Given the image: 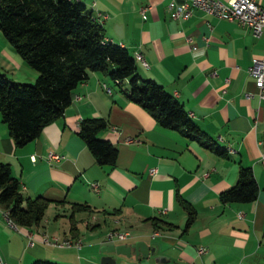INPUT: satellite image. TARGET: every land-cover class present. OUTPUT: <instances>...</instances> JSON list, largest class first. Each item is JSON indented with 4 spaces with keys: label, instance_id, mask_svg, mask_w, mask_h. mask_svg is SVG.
Returning <instances> with one entry per match:
<instances>
[{
    "label": "crops",
    "instance_id": "1",
    "mask_svg": "<svg viewBox=\"0 0 264 264\" xmlns=\"http://www.w3.org/2000/svg\"><path fill=\"white\" fill-rule=\"evenodd\" d=\"M79 1L92 15L105 14L103 38L124 46L135 59L140 52L146 66L136 59L137 72L172 94L224 153L159 125L128 98L124 80L117 84L105 72L88 71L62 115L34 139L15 146L0 120V160L9 163L23 195L50 200L39 223L29 228L8 223L0 208L1 259L100 264L99 245L140 239L166 260L130 257V264H264V102L248 70L252 57L264 53V32L255 36L250 27L199 8L186 18H171L168 0ZM256 1L264 7V0ZM15 69L27 76L23 80L36 75L0 32V71ZM86 116L106 118L98 136L117 149L112 165L95 163L77 135V122ZM49 152L62 156L48 159ZM239 164L251 167L258 194L252 201L222 202L218 192L235 182ZM179 198L194 210L186 227ZM72 202L88 207L70 217ZM71 223L75 229H69ZM108 230L128 234L107 239ZM40 232L80 238L81 245H45ZM124 261L122 256L119 264Z\"/></svg>",
    "mask_w": 264,
    "mask_h": 264
},
{
    "label": "trees",
    "instance_id": "2",
    "mask_svg": "<svg viewBox=\"0 0 264 264\" xmlns=\"http://www.w3.org/2000/svg\"><path fill=\"white\" fill-rule=\"evenodd\" d=\"M0 32L22 61L31 67L34 81H18L0 71V120L15 146L39 135L41 129L62 115L72 89L88 71L99 70L115 82L125 81L127 96L143 107L159 125L196 139L213 152L224 149L191 120L182 104L159 83L137 72L136 59L124 46L105 40L101 23L79 0H0ZM107 125L102 116H86L77 122V135L97 164L112 165L117 149L98 136ZM258 183L248 165H238L235 182L218 192L222 202L252 201ZM50 200L23 195L20 181L8 162L0 160V208L15 225L36 226ZM187 216L194 210L179 198ZM72 211L85 203L72 202ZM70 230L75 227L70 225ZM29 264H60L49 258H33Z\"/></svg>",
    "mask_w": 264,
    "mask_h": 264
},
{
    "label": "built area",
    "instance_id": "3",
    "mask_svg": "<svg viewBox=\"0 0 264 264\" xmlns=\"http://www.w3.org/2000/svg\"><path fill=\"white\" fill-rule=\"evenodd\" d=\"M166 7L171 18H186L190 14L192 8H199L216 17L234 20L239 24L248 26L255 36H260L264 32V7L258 4L256 0H230L228 2L223 0H168ZM144 8V6H140L139 11L143 13ZM104 15L105 14H97L96 18L101 22ZM136 56L138 62L146 66V61L142 54L136 51ZM248 70L254 76L258 97L264 102V53L261 56L252 57ZM102 86L106 91H109V87L104 83H102ZM61 156V154L54 152L47 153L48 159H58ZM260 160L264 165V151L260 153ZM148 171L154 172L155 167H149ZM92 186H95V184H92ZM127 234L126 231L108 230L105 237L107 239L113 237L116 239H124L127 237ZM28 238L30 240L32 239L31 232L28 233ZM38 240L45 245L53 247L73 246L78 248L81 245V240L68 242L61 236L41 232ZM203 250V247L198 248L200 252ZM0 260L2 264H6L1 257Z\"/></svg>",
    "mask_w": 264,
    "mask_h": 264
},
{
    "label": "water",
    "instance_id": "4",
    "mask_svg": "<svg viewBox=\"0 0 264 264\" xmlns=\"http://www.w3.org/2000/svg\"><path fill=\"white\" fill-rule=\"evenodd\" d=\"M100 264H119L122 256L132 257L138 261L153 255L154 260H166L155 256V245H147L144 240H134L129 243H104L98 246ZM126 264V263H123Z\"/></svg>",
    "mask_w": 264,
    "mask_h": 264
},
{
    "label": "rangeland",
    "instance_id": "5",
    "mask_svg": "<svg viewBox=\"0 0 264 264\" xmlns=\"http://www.w3.org/2000/svg\"><path fill=\"white\" fill-rule=\"evenodd\" d=\"M6 39V38H5ZM7 41V40H6ZM8 42V41H7ZM22 60V59H21ZM23 62V61H22ZM23 64H24V66H26V68H29L30 70H33L31 67H29L28 65H26L24 62H23ZM8 72H7V75L9 76V77H11L12 79H14V80H18V81H28V82H32V81H34V78H35V76L31 79V80H23V79H26L27 78V76H25V75H22V74H18V71L15 69V73L14 72H12L11 73V71H9V70H7ZM22 79V80H21ZM47 233V232H46ZM47 234H49V233H47ZM132 258V257H131ZM130 257L128 258V257H125V261L124 262H122V264L123 263H126V264H130L131 263V259ZM152 258V257H151ZM154 260V259H153ZM29 264V263H28Z\"/></svg>",
    "mask_w": 264,
    "mask_h": 264
},
{
    "label": "bare ground",
    "instance_id": "6",
    "mask_svg": "<svg viewBox=\"0 0 264 264\" xmlns=\"http://www.w3.org/2000/svg\"><path fill=\"white\" fill-rule=\"evenodd\" d=\"M100 23V21H98ZM136 59L138 60L137 56H136ZM4 215L6 217V213L4 211ZM6 219L8 220V223H11L13 225H15L8 217H6ZM65 241H68V242H76V241H79L80 238H76V239H64ZM0 264H2L1 260H0Z\"/></svg>",
    "mask_w": 264,
    "mask_h": 264
}]
</instances>
